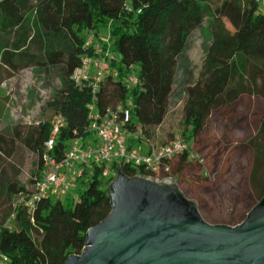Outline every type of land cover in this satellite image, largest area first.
I'll use <instances>...</instances> for the list:
<instances>
[{"label": "trees", "instance_id": "1", "mask_svg": "<svg viewBox=\"0 0 264 264\" xmlns=\"http://www.w3.org/2000/svg\"><path fill=\"white\" fill-rule=\"evenodd\" d=\"M206 17L208 38L202 71L195 81L185 76L179 80L178 60L183 58L187 37ZM103 26L108 28V48L117 56L111 59L110 69L118 75L106 74L96 91L95 104L100 112L115 102L129 105L131 122L127 127L131 132L139 126L141 134L149 136V131L161 124L177 83L185 96L182 123L190 128L186 140L202 131L212 112L233 114L249 87L243 73L251 60L254 65L262 63L254 70L253 81L264 96V5L257 0H0V62L16 68L14 57L36 61V54L29 53L30 45L35 44L43 58L41 64L47 70L56 68L60 78L61 86L48 101L53 112L65 120L50 152L57 160L63 157L71 138L89 136L85 128L91 91L85 85L76 87L69 76L82 55L92 54L93 47L84 46L87 34L97 36ZM2 35H14L12 42L2 43ZM102 45L105 50L107 46ZM129 65L135 66L138 81L127 90L124 76ZM256 122V132L234 146L250 153L247 180L257 196L242 220L250 213L264 211V114ZM49 130V120L40 121L25 138L37 159L31 187L17 180L1 182L3 194L22 198L11 209L12 228L0 224L4 264H63L69 255L81 253L86 231L110 213L111 178L101 177V166L84 172L87 179L79 180L75 201L64 205L59 198L46 196L28 212L23 200L31 196L40 175L43 142ZM136 140L138 137L129 141ZM225 154L220 150L214 157ZM186 164L187 157L182 154L170 163V176L178 185L192 184L197 200L199 185L182 175ZM112 165L128 177L148 175L141 166Z\"/></svg>", "mask_w": 264, "mask_h": 264}, {"label": "rangeland", "instance_id": "2", "mask_svg": "<svg viewBox=\"0 0 264 264\" xmlns=\"http://www.w3.org/2000/svg\"><path fill=\"white\" fill-rule=\"evenodd\" d=\"M208 21L207 17L204 18L202 24L191 30L187 37L183 58L178 60L179 80L181 76H185L188 81H195L202 71ZM230 28L226 23V30L229 31ZM97 34L95 42L104 44L109 36L108 28L101 27ZM13 37L14 35H2L1 42H12ZM29 53L36 54V61L14 57L12 62L16 64V68L0 62V185L4 180H17L25 183L28 188L31 187L29 181L32 179L37 159L26 146L25 138L40 121L50 120L53 109L48 106V101L51 100L52 92L61 86L56 68L47 70L41 64L43 58L35 44L30 45ZM261 65V62L254 65V60L249 61L243 73V80L249 87L238 99L233 114L222 116L218 112H212L202 131L191 139L186 140L190 128L182 123L185 96L182 90L178 89L179 83L173 89L168 111L161 124L149 131L153 143L162 145L179 137L193 152L204 157L203 164L187 159L182 172L184 178L193 181L194 185H199L198 199L193 197L192 184L181 182L178 186L187 200L197 201L200 217L211 225L241 224L243 212L257 197L247 180L251 163L250 153L234 146L240 145L251 133L256 132V119L264 114V96L258 93L259 86L254 87L253 81L254 70H259ZM118 103L115 102L112 106H117ZM137 141L130 142L134 146L145 147ZM220 150L226 154L222 158L214 157L215 152L219 154ZM213 168L217 170L214 171ZM212 172H215L213 177L210 176ZM115 176L116 172L111 180H114ZM78 185L79 181H76L74 188L60 199L64 205L75 201ZM3 193V190L0 191V224L12 228L11 209L20 198L9 197Z\"/></svg>", "mask_w": 264, "mask_h": 264}, {"label": "water", "instance_id": "3", "mask_svg": "<svg viewBox=\"0 0 264 264\" xmlns=\"http://www.w3.org/2000/svg\"><path fill=\"white\" fill-rule=\"evenodd\" d=\"M170 180L117 169L108 184L110 213L63 264H264V211L236 226L211 225Z\"/></svg>", "mask_w": 264, "mask_h": 264}, {"label": "built area", "instance_id": "4", "mask_svg": "<svg viewBox=\"0 0 264 264\" xmlns=\"http://www.w3.org/2000/svg\"><path fill=\"white\" fill-rule=\"evenodd\" d=\"M257 2L264 5V0ZM95 41L93 33H88L84 46H92V54L82 55L79 64L69 76L76 87L85 85L91 91L92 100L87 105L85 128L89 136L71 138L67 142L63 157L57 160L50 152L61 129L65 126V120L60 113L53 112L49 120V135L43 142L40 175L35 179L31 196L23 200L28 212H32L35 203L46 196L61 199L74 188L76 181L86 180L84 172L90 173L95 166H101L103 179L114 177L117 169L112 164L118 166L128 164L141 166L147 176L161 181L164 177L173 179L170 176V163L180 158L182 154L197 164L204 163V157L193 152L179 137L158 145L153 143L149 136L141 134L139 126L131 132L127 127L131 122L129 105L124 106L120 102L117 106L106 108L104 112L98 110L95 104L96 91L102 85L106 74L116 78L118 72L110 69L111 59L117 56H114L108 48V38L104 43L107 46L105 50H102V44ZM127 69L124 85L129 90L137 83L138 78L135 66L129 65ZM130 136L138 137L139 143L145 147L132 145L129 141ZM210 176L213 177L214 173ZM5 259L0 254V264H4Z\"/></svg>", "mask_w": 264, "mask_h": 264}, {"label": "flooded vegetation", "instance_id": "5", "mask_svg": "<svg viewBox=\"0 0 264 264\" xmlns=\"http://www.w3.org/2000/svg\"><path fill=\"white\" fill-rule=\"evenodd\" d=\"M170 181L171 182L168 181V182L165 183L167 186H169V188H174V183H176L178 185V183L176 181L174 182V179L170 180Z\"/></svg>", "mask_w": 264, "mask_h": 264}, {"label": "crops", "instance_id": "6", "mask_svg": "<svg viewBox=\"0 0 264 264\" xmlns=\"http://www.w3.org/2000/svg\"><path fill=\"white\" fill-rule=\"evenodd\" d=\"M132 137H133V136H130V138H132ZM130 138H129V140H130ZM137 142L139 143V140H138ZM130 143H131V142H130ZM138 143H137V144H138ZM131 144H132V143H131Z\"/></svg>", "mask_w": 264, "mask_h": 264}]
</instances>
